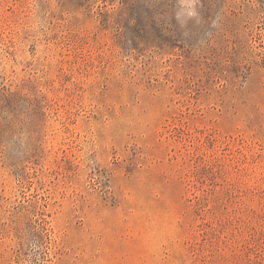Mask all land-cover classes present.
Listing matches in <instances>:
<instances>
[{
    "label": "rangeland",
    "instance_id": "rangeland-1",
    "mask_svg": "<svg viewBox=\"0 0 264 264\" xmlns=\"http://www.w3.org/2000/svg\"><path fill=\"white\" fill-rule=\"evenodd\" d=\"M0 264H264V0H0Z\"/></svg>",
    "mask_w": 264,
    "mask_h": 264
}]
</instances>
